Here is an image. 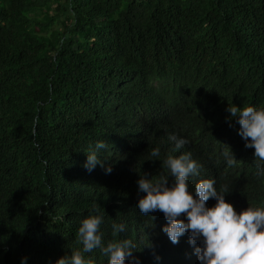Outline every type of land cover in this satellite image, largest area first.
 <instances>
[{
	"label": "trees",
	"instance_id": "1",
	"mask_svg": "<svg viewBox=\"0 0 264 264\" xmlns=\"http://www.w3.org/2000/svg\"><path fill=\"white\" fill-rule=\"evenodd\" d=\"M229 104L264 108V0H0V264L76 251L108 264L77 235L100 213L105 246L128 239L138 264L167 260L163 213L136 206L141 176L174 184L149 149L173 118L238 214L264 208V162ZM92 152L104 166L89 172Z\"/></svg>",
	"mask_w": 264,
	"mask_h": 264
},
{
	"label": "clouds",
	"instance_id": "2",
	"mask_svg": "<svg viewBox=\"0 0 264 264\" xmlns=\"http://www.w3.org/2000/svg\"><path fill=\"white\" fill-rule=\"evenodd\" d=\"M226 111L240 125L238 134L246 141L245 147L255 149L257 167L261 168L260 162H264V108L229 104ZM177 124L178 118L168 122L163 145L149 148L152 157H167L162 163L175 178L174 184L169 187V178L163 175L153 182L145 174L138 181L139 192L146 193L136 206L139 212L144 216L156 211L163 213L159 225L167 234L163 240L170 256L164 261L155 259L154 264H264V208L249 207L238 214L226 201L227 187L220 188L215 180L199 173L198 156L188 145L189 141L179 132L174 134ZM106 148L103 141L96 144L97 150ZM222 155L229 167L236 164L232 151L225 149ZM87 157L84 167L89 172L98 164L104 166L96 152L87 153ZM106 171L111 173V166ZM95 211L100 213L98 207ZM102 222L103 213L90 215L82 221L77 235L83 244V252L99 248L109 258L108 264H126L128 257L133 258L129 264H138L133 257L135 245L131 240L104 245L99 232ZM112 227L114 236L126 229L124 224H113ZM57 264L86 262L81 252L76 251L70 260L63 257Z\"/></svg>",
	"mask_w": 264,
	"mask_h": 264
}]
</instances>
